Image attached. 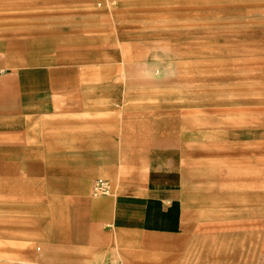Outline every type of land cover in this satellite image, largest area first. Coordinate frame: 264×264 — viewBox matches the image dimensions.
<instances>
[{
    "label": "rangeland",
    "instance_id": "obj_1",
    "mask_svg": "<svg viewBox=\"0 0 264 264\" xmlns=\"http://www.w3.org/2000/svg\"><path fill=\"white\" fill-rule=\"evenodd\" d=\"M33 39L70 43L45 52L67 59L47 66L65 70L63 86L49 91L46 76L48 91H36L55 117L24 139L21 116L0 106V153L42 152L0 154V264H33L21 255L50 264H264V0H0V44ZM47 67L0 66V103L23 98L26 72ZM48 121L61 128L43 130ZM48 140L72 153H47ZM125 161L169 180L181 227L167 237L142 227L112 234L113 249L92 260L64 250L53 217L67 205L60 197L112 198L110 178L96 170ZM227 169L243 174L241 201L226 194ZM95 179L108 181L107 194L93 193Z\"/></svg>",
    "mask_w": 264,
    "mask_h": 264
},
{
    "label": "crops",
    "instance_id": "obj_2",
    "mask_svg": "<svg viewBox=\"0 0 264 264\" xmlns=\"http://www.w3.org/2000/svg\"><path fill=\"white\" fill-rule=\"evenodd\" d=\"M49 41V42H48ZM48 42L42 44L37 42L34 39L25 43H2L0 44V49L4 50V59L0 61V66H18V65H27V66H52L56 63L64 65L67 63V59L60 57L59 61L56 60V51L57 49L61 50L66 48L67 43L65 40L56 39L53 40H44ZM50 52L54 53L53 56H48ZM40 54H46L39 56ZM65 70H57L53 67H47L46 70H36L31 69L26 72L27 75H31V78L23 77L24 82H20V86L24 93V97L18 99L15 102L7 101L0 106L1 108L5 107L8 113H15L17 117H20L19 122L23 124V132L19 133L21 136L24 132L29 136V133L34 130H40L41 126L39 124L40 119H45L47 117H55V110H49L53 105L47 99H40L39 94H36V91H39L44 88V91H54L58 85L56 79L59 78V81H63V75ZM41 73V79L44 80L43 83L39 86L37 78V83L33 75H38ZM42 75H45L43 77ZM48 76V78L46 77ZM49 81L48 90L45 88V79ZM22 79V78H21ZM37 84V87L35 88ZM19 87V85H17ZM15 88V92H17ZM52 101V100H51ZM55 101V100H54ZM52 103H55V102ZM67 101V100H66ZM70 103V101H67ZM59 105V104H58ZM56 106V105H55ZM46 108V109H45ZM62 112V110H59ZM57 111V112H59ZM50 112H52L50 114ZM63 112H66L63 110ZM3 113V112H1ZM60 122H46V126L43 130L51 133L55 132L57 129H60ZM53 135V134H49ZM55 136V135H53ZM48 137V135H47ZM46 137V139H47ZM82 136H79V139ZM48 139H52L48 137ZM57 137H54L52 140H56ZM78 145V153L87 154V146L82 143ZM52 147V142L48 140V146L53 150L48 151L50 154H68L72 151H66V148L63 146L57 147L54 142ZM93 150L99 149V146L92 147ZM35 149V148H33ZM71 148L69 147L68 150ZM18 154L19 156H25L34 153H42L37 150H29L28 148H18L12 150H3L5 156L11 154ZM26 157V156H25ZM32 163V162H31ZM34 163V162H33ZM32 163V165H34ZM98 173L110 178L108 181L112 185V198L109 199H93L87 196H75L73 198L69 196L60 197L63 199L61 202L67 204L64 206V210H59L53 212V217L58 219L57 228L55 232L57 234V242L63 246L64 250H79L80 258H86L92 260L91 258L96 257L98 252L108 249L112 250L113 244L111 242L112 234H135L137 233V227L143 228L144 234H158L164 237H167L170 234H175V230L181 227L180 221L177 215V202L169 203L168 201H177V194L172 189V185L169 184L167 178H157L155 175H151L149 170L143 171V166L135 162H122L117 169L108 168L107 166L99 167L96 170ZM95 171V172H96ZM227 177L226 183V194L232 202L241 201L240 199L244 196V184L239 181L242 180L243 174L238 173L235 170H225V178ZM96 180V179H95ZM94 180V181H95ZM93 181V183H94ZM93 183L91 186H93ZM216 196V195H215ZM112 201L116 202V213L112 211ZM75 203V205H72ZM140 221L136 223L137 217ZM115 227L106 228L105 225H110L114 222ZM111 242V243H110ZM89 253V254H88ZM22 254V253H21ZM22 259H27L33 264H50L52 263V258H39L35 257L33 259L29 257H24L21 255ZM50 256V255H49ZM77 259L76 257L71 258V260ZM59 260H67L65 257L60 258ZM46 262V263H45ZM74 264L71 262H58L54 264Z\"/></svg>",
    "mask_w": 264,
    "mask_h": 264
},
{
    "label": "built area",
    "instance_id": "obj_3",
    "mask_svg": "<svg viewBox=\"0 0 264 264\" xmlns=\"http://www.w3.org/2000/svg\"><path fill=\"white\" fill-rule=\"evenodd\" d=\"M110 190L108 181L103 179H97L94 181L92 191L94 194H107Z\"/></svg>",
    "mask_w": 264,
    "mask_h": 264
}]
</instances>
